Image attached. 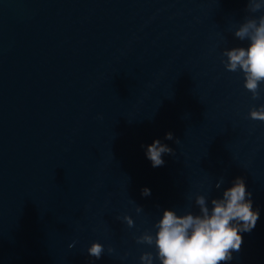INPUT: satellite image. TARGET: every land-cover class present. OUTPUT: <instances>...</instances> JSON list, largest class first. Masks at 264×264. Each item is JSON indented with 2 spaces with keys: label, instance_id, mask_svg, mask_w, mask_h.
Wrapping results in <instances>:
<instances>
[{
  "label": "water",
  "instance_id": "1",
  "mask_svg": "<svg viewBox=\"0 0 264 264\" xmlns=\"http://www.w3.org/2000/svg\"><path fill=\"white\" fill-rule=\"evenodd\" d=\"M246 7L0 0V264H141L153 249L134 237L164 210L198 214L196 196L210 205L237 177L260 217L230 264H264V122L247 118L264 99L222 63L248 46L234 36ZM157 139L176 155L153 168ZM95 242L117 254L95 260Z\"/></svg>",
  "mask_w": 264,
  "mask_h": 264
},
{
  "label": "clouds",
  "instance_id": "2",
  "mask_svg": "<svg viewBox=\"0 0 264 264\" xmlns=\"http://www.w3.org/2000/svg\"><path fill=\"white\" fill-rule=\"evenodd\" d=\"M246 12L249 14L234 32L241 42H248L247 47H234L224 50L226 57L222 61L226 71L242 73L244 88L251 93V99L259 101L262 96L261 85H264V0H246ZM253 121L264 122V104L253 106L247 117ZM173 140V133L165 136ZM175 143H180L175 139ZM146 158L153 168L165 164L164 155L175 156V151L159 139L146 146ZM225 181L220 177L215 189L220 190ZM142 196L151 195L148 188L142 189ZM253 193L247 191L244 177H237L232 186L223 190L218 198L198 195L195 205L199 213L190 210L184 215H178L175 210H164L152 229L134 237L137 245L152 248L140 256L141 264H230L233 252H239L243 244L242 233H250L260 217L258 209L253 208ZM137 215L144 212L143 207L135 208ZM126 222L129 228L135 227L130 215L117 217ZM76 241L69 245L72 249ZM107 251L109 256L116 255V249L99 242L93 243L87 254L95 260H100ZM131 253H125L121 259H127Z\"/></svg>",
  "mask_w": 264,
  "mask_h": 264
}]
</instances>
